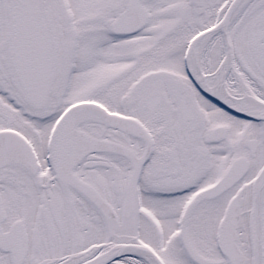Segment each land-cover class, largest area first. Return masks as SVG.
I'll return each mask as SVG.
<instances>
[{
    "label": "snow or ice",
    "instance_id": "6c2138e0",
    "mask_svg": "<svg viewBox=\"0 0 264 264\" xmlns=\"http://www.w3.org/2000/svg\"><path fill=\"white\" fill-rule=\"evenodd\" d=\"M0 264H264V0H0Z\"/></svg>",
    "mask_w": 264,
    "mask_h": 264
}]
</instances>
